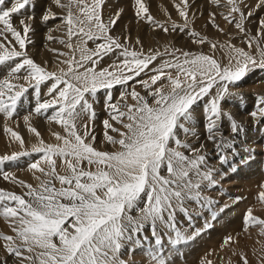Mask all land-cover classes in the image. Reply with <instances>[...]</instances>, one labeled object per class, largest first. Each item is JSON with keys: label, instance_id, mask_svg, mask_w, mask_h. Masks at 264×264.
<instances>
[{"label": "snow or ice", "instance_id": "1", "mask_svg": "<svg viewBox=\"0 0 264 264\" xmlns=\"http://www.w3.org/2000/svg\"><path fill=\"white\" fill-rule=\"evenodd\" d=\"M212 3L217 7L223 4L227 9L224 20L234 24L237 35L253 49L249 52L227 45L235 56L226 66L212 55L175 47L144 51L139 37L132 44L130 36L111 34L122 10L105 21L106 0H51L61 12L48 7L39 20L35 0H0V114L13 118L22 101L34 95L35 105L24 120L39 141L31 151L0 156V176L24 189L20 194L0 189V218L8 229L0 231V264H128L122 258L124 250L143 245L149 232L155 245L154 264H168L163 236L174 232L172 244L194 238L177 226L176 212L191 221L185 202L211 204L203 189L218 183L205 144L193 143L200 134L196 116L199 113L207 120L203 126L206 140L213 145L219 162L227 163L224 150L235 155L236 138L247 131L224 109L230 99H244L229 86L256 68L264 71V16L253 20L254 10L264 11V0L254 5L246 0ZM135 6L138 21L165 34L188 31L199 45L207 42V37L188 29L189 0L174 5L184 21L182 26L175 22L168 26L170 13L164 22L156 20L145 0H135ZM209 15L210 23L223 32L215 22L216 13ZM56 20L60 23L48 29L46 39L81 55L61 60L67 54L49 48L58 65L49 70L47 61L38 63L30 55L29 46L34 45L32 36L39 24ZM246 24L255 25L254 35ZM53 32H65L68 41ZM73 37L79 41L75 47ZM89 41L95 44L93 49L85 47ZM210 48L216 50L217 43H211ZM105 57L115 59L98 68ZM61 64L64 67H59ZM101 90L107 118L101 121L100 143L111 147L97 145L94 105ZM114 90L119 91L118 96ZM257 101V110L249 115L254 125H262L264 95ZM201 102L202 109L198 107ZM33 115L46 116L60 126V132H53L59 143L43 141L31 123ZM225 118L230 123L228 136L222 130ZM6 131L23 148V137L10 127ZM33 154H42L43 160V166L40 160L28 164L35 185L2 167ZM258 199L264 205V191ZM244 223L245 230L259 226V234L264 236V218L254 215L252 209L245 213ZM231 240L228 237L225 243ZM240 258L242 264H249L243 253Z\"/></svg>", "mask_w": 264, "mask_h": 264}, {"label": "rangeland", "instance_id": "2", "mask_svg": "<svg viewBox=\"0 0 264 264\" xmlns=\"http://www.w3.org/2000/svg\"><path fill=\"white\" fill-rule=\"evenodd\" d=\"M85 2L91 3V0H85ZM179 2L180 0H145L146 5L150 9V14L156 20L164 22L167 20L165 15H168L169 13L171 14L172 20L168 22L169 27H171L172 22L180 24L181 26L184 23L183 19L179 17L177 9L174 7V5L178 4ZM246 2L249 5H254L258 2V0H246ZM35 3V15L38 20L42 12L48 7H52L53 11L57 12L58 14L61 12L60 9L51 4V0H35ZM189 3L191 4V9L188 17V29L194 30L201 36L207 37V42L203 45L194 43V38L188 34V31L185 33L176 32L165 34L160 30L150 26L146 21H138L135 17V0H106V6L104 8L103 15L105 21H107L108 18L115 12L122 10L120 19L111 34L117 36H120L121 34L130 36V43L132 44H134L136 38L139 37L143 43L144 51L152 48L163 52L166 46L169 47V50H171L172 47H175L183 51H190L193 54L204 53L212 55L222 65L225 66L228 65L229 59L232 56H235L234 49H230L227 47V45L231 44L238 48H244L245 51H253V49H249L247 47L245 38L242 35H237V29H235L234 24H228L224 20L223 17L227 14V9L223 6V4L220 7H217L212 3V0H189ZM212 12L216 13L215 22L220 26V28L224 29L223 32L218 31V29L214 27L212 23H210L211 17L209 14ZM262 16H264V11L254 10V21L257 17ZM59 23L60 21L56 20L54 22H49L47 25L39 24L36 34L34 37H32L33 41L35 39L34 45L29 46L30 55L38 63L47 61L49 70H56L58 67V65L55 63L56 54L49 51V48L59 49L60 51L66 53L67 56L60 57L61 60L71 58L72 55H75V57L79 59L81 55L79 51L73 53L72 50L67 48L65 45H62L56 41H48L46 39L48 29L54 28L56 24ZM246 28L250 34H255L254 24H246ZM52 34L61 39H65L66 42L68 41V37L66 36L65 32H53ZM36 35L39 40L35 38ZM71 42L73 43L74 47L79 44V41L75 37L72 38ZM211 43H217L218 48L216 50H212L210 48ZM85 47L88 49H93L95 44L89 41ZM137 48H139V46H137ZM177 54L179 55V53ZM255 55L257 59L260 58L258 51L255 53ZM164 58L170 59V57L167 56ZM113 59H115V57L112 59L105 57V59L97 67H107L112 63ZM59 67H64V65L61 64ZM143 78L147 79L146 76H143ZM231 86L236 88L245 86V88L249 90L250 93H254V90L257 89L264 91V71L256 68L250 71L241 81L237 82L236 85H230L229 87ZM135 87L138 91L143 92V89L139 85H135ZM44 91H46V89H44ZM238 93H241L240 90ZM114 95L118 96L119 91L114 90ZM258 96L259 95L249 97L247 96L246 98V95L243 94V97H245L243 100H240L239 97L229 100L234 104L230 105L229 109L234 111L235 106H237V108H239L238 113L241 111L245 117H248V122L243 123L241 120L236 119V116L233 115L237 122L239 121L240 123L244 124L247 131L246 133L241 134L243 137L240 135L236 138L234 146L235 155H233L228 150H224V154L228 156L227 163L222 165L216 158L215 151H212V156L210 157H214L219 165L218 167H215L217 170L216 179L218 183L215 187L204 188L202 193L204 197L210 198L212 202L211 204H208L206 202L197 203L195 201H186L185 206L188 208L189 214L192 217L191 221H189L187 216L177 210V226L185 235H193L194 238L182 241L180 244H172L170 243V239L174 238L175 233H171V236L165 234L163 236V252L168 264H242L240 253H243L244 256L247 257L249 264H262V260H264V236L259 234V226L248 227L247 230H245L244 218L245 213L249 209H252L254 215L264 218V205H262L258 199V194L261 191H264V187H262L264 186V179L257 180V182L251 188H242V191H238L236 188H234L236 187L234 184L236 181L234 174L237 172L239 167H241V165L252 162V160L255 161L257 157L264 161V141H260L261 138L264 139V130H262L264 129V124L254 125L251 120L252 118L249 115L250 112L257 110ZM103 97L104 91L101 90L97 94L98 103L94 105L97 111L95 128L97 134V145L99 147H111L100 143V141L103 139V125L101 121L104 118H107L103 107ZM251 98H254L255 102L248 100ZM34 105V95H30L28 99L22 101V106L18 107V112L13 118L9 119L3 114H0V156L8 155L13 152H20L22 150L31 151L32 147L38 144V138L35 136V134L28 131V125L24 120V117L29 114ZM198 107L202 109L203 103L201 102V105ZM225 111L227 112L226 109ZM50 113L51 110H49V114ZM230 113L232 114L233 112ZM196 122L200 134L198 139L193 140V143L197 145L199 143H204L205 147H209L211 143L206 140L205 129L203 127L207 124V120L203 119L198 113L196 116ZM31 123L40 132L41 138L46 144L59 143L53 136V132L61 131V128L58 124L51 122L46 118V116L41 115H33L31 117ZM9 127L14 131H17L23 137L25 140L23 148L21 147L20 143L14 141L10 133L6 131V128ZM222 130L226 136L230 134V123L226 118L222 121ZM31 134H33V139L30 136ZM247 137L248 139L252 138L254 140L247 142ZM242 142L244 145L241 144ZM238 158H241V163H239V165L236 164V161L239 160ZM36 160H40L43 166L42 154H33L27 157H21L18 163L14 162L11 164H6L2 167L5 171L13 173L18 179H22L35 185L37 181L33 178L32 172L28 169V164L35 162ZM228 167L229 169L226 170V172H221V168L226 169ZM233 168L236 169L235 172L232 171ZM60 170L63 171V168L61 167ZM37 175H39V173H37ZM0 189L13 191L18 194L23 193L24 191V189H22L18 184H14L11 181H5L2 176H0ZM237 197L241 199L237 201ZM132 214L136 215L135 211ZM224 214H231L233 220H235L237 223L235 222L233 226H228L226 228L228 232H223L219 237L217 236L215 239L216 241L209 242L210 245L208 244L209 248H207V242H202L203 236L213 231L214 227L216 226L214 225V222ZM2 221L4 220L0 218V231H4L2 226H6ZM148 235L149 240L143 245L137 246L133 251H127L126 254L124 252L122 258L126 260L128 264H154L152 260V249L155 247V245L154 241L151 239L150 232ZM228 237H232V240L229 243H225ZM194 243L195 245L181 250L183 246L187 247L186 245ZM197 246H199L198 251L196 249ZM141 247H144L148 250L146 256L144 257L145 259H142V257L141 259L139 258L138 260H135V258H133L134 256L132 257V255ZM170 249H173L174 251L170 252ZM175 249H177V251ZM182 252L185 253V258L184 256H181L182 258L180 259L175 257L177 253V257L180 254L182 255ZM233 253L236 254L234 255Z\"/></svg>", "mask_w": 264, "mask_h": 264}, {"label": "bare ground", "instance_id": "3", "mask_svg": "<svg viewBox=\"0 0 264 264\" xmlns=\"http://www.w3.org/2000/svg\"><path fill=\"white\" fill-rule=\"evenodd\" d=\"M167 14V13H166ZM166 16V19H168L167 17H168V15H165ZM172 20V19H171ZM32 37H34V36H32ZM35 38H37L38 39V37H37V35H36V37ZM39 40V39H38ZM34 42H35V39H34ZM257 79V78H256ZM248 82V81H247ZM255 82V81H254ZM252 83V82H251ZM257 83V82H256ZM239 87V86H238ZM253 87V86H252ZM256 88V87H255ZM253 89V88H252ZM251 89V90H252ZM230 90H232V91H234V92H239V90H240V92L241 93H243L244 95H246V98H247V96L249 97V96H256V95H264V91H260L259 89H257V90H259V91H257V90H254V91H252V92H254V93H250V91L249 90H247L246 88H245V86L243 87H239V88H236V87H230ZM259 93V94H258ZM245 98V97H244ZM248 100H251L252 102H255V99L254 98H251V99H248ZM254 100V101H253ZM237 102V101H236ZM230 105H234L233 103H231L230 101H228L225 105H224V108L227 110V112H233L232 113V115H235L236 116V119H239V120H241L243 123H247L248 122V117L246 118L245 117V115L240 111L239 113H238V109L239 108H237V106H235V110L234 111H232L231 109H229V106ZM237 109V110H236ZM252 120V119H251ZM239 122V121H238ZM250 123V122H249ZM249 123H248V125H249ZM199 126V125H198ZM250 126V125H249ZM260 129V128H259ZM260 131V130H259ZM226 133V132H225ZM251 133V132H250ZM33 134H31L30 136L32 137V139H33V136H32ZM242 136V135H241ZM243 137V136H242ZM241 138V137H240ZM253 141L254 139H252V138H249L248 139V137L246 138V141L247 142H250V141ZM258 140V139H257ZM257 140H255V141H257ZM255 141H254V143H255ZM260 141L261 142H263L264 141V139L263 138H261L260 139ZM260 141H257V142H260ZM33 144V143H32ZM241 144H243L244 145V143L242 142ZM1 145V144H0ZM4 146V145H3ZM1 149V148H0ZM14 149V148H13ZM213 148H212V145L210 144V146L209 147H205V150L209 153V163H210V165H211V167H213L214 169H215V167L217 166H219L218 165V163L216 162V159L214 158V157H210V156H212V151H214V149L212 150ZM2 152V151H1ZM243 157V156H242ZM241 157V158H242ZM241 158H238L239 160H237L236 161V164H238L239 165V163H241ZM244 158V157H243ZM242 158V159H243ZM249 162V161H248ZM246 163V162H245ZM233 165V164H232ZM241 165V164H240ZM234 166V165H233ZM230 167V166H229ZM229 167L228 168H226V169H220L221 170V172H226V170H228L229 169ZM264 175V161L260 158L259 159V157H257L256 158V160L255 161H253L252 160V162H249V163H246V164H244V165H241V167H239V169L237 170V172L234 174V176H235V178H236V181L234 182V184L236 185V187H234V188H236V190H240V191H242V188L243 189H247V188H251L256 182H257V180H259V179H264L263 176ZM231 177H233V176H231ZM230 178V177H229ZM228 181V180H227ZM226 183V182H225ZM228 183V182H227ZM230 184V183H229ZM232 186V185H231ZM229 193V192H228ZM231 194V193H230ZM232 195V194H231ZM246 196V195H245ZM224 199V198H223ZM249 203V202H248ZM237 206V205H236ZM260 212V211H259ZM229 214V213H228ZM3 223H4V225H6V223H5V221H2ZM235 220H233V218H232V215L230 214V215H223V216H221V217H219L218 218V220L217 221H215L214 222V225H216L215 227H214V229H213V231L212 232H209V233H207V234H205L204 236H203V239H202V242H207V246H208V244H209V242H214V241H216L215 239H216V237L218 236H220L223 232L225 233H227L228 231L226 230V228L228 227V226H233L234 224H235ZM237 223V222H236ZM2 228H3V230L4 231H7L8 229H7V225L6 226H2ZM192 245H195V243L194 244H189V245H186L187 247H185V246H183L182 248H181V250H183V249H185V248H188V247H191ZM203 245V244H202ZM210 245V244H209ZM212 245V244H211ZM173 248V247H172ZM207 248H209V246L207 247ZM194 249V248H193ZM197 251H198V249H199V246H197ZM176 251H177V249H175ZM127 251L128 250H124V252H125V254L127 253ZM174 250L173 249H170V252H173ZM175 251V252H176ZM124 252H123V254H124ZM148 252V250L146 249V248H144V247H141L140 249H138L133 255H132V257L133 258H135V260H138L139 258L141 259L142 257V259H145L144 257L146 256V253ZM179 253V252H178ZM177 253V254H178ZM183 254L181 255H178V257H177V254H176V258H182L181 256H184L185 255V253L184 252H182ZM184 258H185V256H184ZM183 258V259H184ZM147 259H149V258H147ZM179 262V261H178ZM140 264V263H139Z\"/></svg>", "mask_w": 264, "mask_h": 264}]
</instances>
